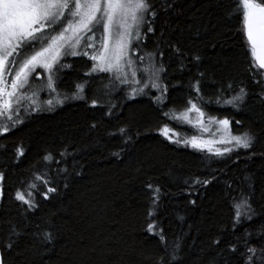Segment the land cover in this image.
<instances>
[{"label": "trees", "instance_id": "trees-1", "mask_svg": "<svg viewBox=\"0 0 264 264\" xmlns=\"http://www.w3.org/2000/svg\"><path fill=\"white\" fill-rule=\"evenodd\" d=\"M152 2L159 15L153 22L155 31L142 32L143 39L139 42L142 51H153L164 31L173 43L179 41L180 47L203 57L199 66L208 73V81L202 84L205 98L215 95V85L210 83L212 77L219 83L232 82L237 91L241 84L250 93L257 90L249 73L246 37L241 31L240 18L234 14L236 0ZM168 3L171 7L164 11ZM159 50L165 52V65H173L168 76L165 109L168 116L158 115L156 105L147 96L125 101L119 92L112 100L118 104L111 110L113 115L106 111L109 102L106 97L100 101L105 108H92L89 98L87 103L67 100L62 107L46 110V105L41 104L46 98L45 93L38 92L37 108L30 106L28 111L21 112L19 119L23 123L0 135V171L6 176L5 195L0 200V235L7 236L9 224L15 225L17 230H25L26 222L30 225L26 231H39L36 225L46 227L44 220L57 212L53 219L62 232L58 247L67 245L71 248L72 260L87 261L91 257L90 264H102L99 253L107 245L114 250L111 258L114 264H128L130 255L142 264H154L153 260H145L140 254L142 250L145 253L159 250L158 236L143 230L152 194L147 185L151 183L161 189L153 219L158 220L169 241L181 243L188 264H210L213 257L219 264H225V261L238 264L230 253L225 252L223 258L217 256L215 249L209 250L208 244L210 238L220 235L221 227L231 223V198H239L241 189L248 191L245 176L251 177L254 184L253 203L257 208L264 205V157L249 159L244 150L239 149L218 158L210 156L206 150L193 149L185 140H191L195 132L175 117L187 110L184 105L192 99L205 112V118L228 119L232 134L246 130L256 133L259 151L264 150V105L251 94L240 111L204 104L188 87L189 80L196 75L193 64H188L193 69L191 73H178L175 71L176 60L167 44ZM61 62L71 65L59 73L61 91L74 90L86 66L92 64L83 56H67ZM8 79L11 80V76ZM85 93L91 96L88 87ZM152 96L155 98L159 93L152 92ZM237 120L241 123L237 124ZM92 124L97 127L91 128ZM164 125L176 133L171 139L179 140L178 144L159 135V129ZM121 127L129 130L132 141L125 143L124 137L113 135ZM18 148L24 151L23 156H18ZM65 148L76 154L75 160L69 156L63 165L68 169L70 187L64 188L65 181L54 171L50 172V177L59 185V197L44 201L38 195L41 206L37 212H28L29 219L25 221L23 209L26 206L14 199L16 191L27 188L34 172L49 167L60 168L58 164L48 165L42 158L51 153L56 160H63L59 152ZM77 171L79 175H75ZM194 178L211 182L205 187L195 185L193 189L185 181ZM228 184L233 188L229 189ZM192 200L196 203L192 204ZM224 239L235 243L230 233L224 234ZM29 242V237H21L17 249L8 257L9 264H31L33 257L26 247ZM132 249L136 250L134 254ZM83 252L88 256H82Z\"/></svg>", "mask_w": 264, "mask_h": 264}, {"label": "snow or ice", "instance_id": "snow-or-ice-1", "mask_svg": "<svg viewBox=\"0 0 264 264\" xmlns=\"http://www.w3.org/2000/svg\"><path fill=\"white\" fill-rule=\"evenodd\" d=\"M170 7L171 4L168 3L164 11H168ZM234 14L240 18L241 31L246 37L250 55L249 73L253 83L257 85V90L250 93L246 86L241 84L237 91L232 82L219 83L212 77L210 83L215 85V95L205 98L202 94V84L208 81V73L200 69L203 57L198 52L192 53L187 48L180 47L179 41L173 43L164 31H161L153 51L141 50L139 42L143 39L142 32L153 33V22L159 15L152 0H0V118L6 121L0 122V135L23 123L19 119V107L25 100L35 107L33 102L38 97V92L43 91L48 94L41 101L42 105H46V110L56 106L62 107L67 100H83L87 103L89 98L92 108H105L100 101L106 97L109 98L106 111L113 115L111 110L118 107V104L112 103V100L115 99V93L119 92L121 99L125 101L147 96L156 105L158 115L168 116L169 113L165 110L168 100V76L169 68L173 65H165L163 61L165 52L159 49L164 44H167L176 60V72L191 73L193 69L189 68L188 64H193L196 75L189 80L188 87L190 92L195 91L200 96L204 104H216L240 111L247 105L251 94L264 105V0H236ZM148 17L152 19L149 20ZM97 32L100 33L99 37ZM67 56H83L92 61V64L86 66L74 90L61 91L58 84L59 73L65 68H71L67 62H61ZM37 68L48 74L46 82L39 85L33 83L34 80L40 79L39 76L33 75ZM9 76L11 80L8 79ZM86 87L91 92L90 97L85 93ZM25 89L31 94L28 95ZM152 92H158L159 96L153 98ZM188 105L190 107H187ZM184 107L187 110L175 119L189 121V113L195 112L196 123L203 124L205 112L197 103L188 99ZM27 110L26 107L25 111ZM210 121L221 126L222 134L219 139L200 140L193 136L191 140H185V143L190 144L193 149L203 150L207 147L209 155L218 158L239 149H243L249 159L264 157V150L256 149L259 142L256 133L246 130L232 134L228 119L216 121L215 118H210ZM236 123L241 121L237 120ZM96 127V124L91 125L93 129ZM117 134L125 138V143L133 139L129 130L123 127L118 133H113ZM159 135L172 143H179V140L171 139L176 133L167 125L159 129ZM214 144L226 147L213 148L211 145ZM17 153L18 156L24 155V151L19 148ZM75 155L69 153L67 148L59 152L63 160H56L51 153L44 155L42 159L48 165L58 164L61 167H49L44 171L34 172L32 182L27 184V188L16 191L14 199L26 206L23 209L25 221L29 219L26 215L28 212H37L41 206L38 195L44 201L59 197V185L55 178L50 177V172L54 171L65 181L64 188L70 187L67 182L68 169L63 165L69 156L75 160ZM115 155L119 156V153ZM79 174L78 171L75 172V175ZM5 179V172L0 171V200L5 195ZM244 181L247 182L248 191L241 189L239 198H231V223L221 227L220 235L216 238H210L208 248L210 251L215 249L217 256L221 258L225 252L232 254L238 264H264V205L257 208L253 203L255 188L251 177L245 176ZM210 182L208 179L199 178L185 181L193 189L195 185L205 187ZM147 187L152 190V194L149 197L143 230L158 236L159 250L148 253L142 250L140 254L145 260H153L154 264H188L182 254L181 243L178 240L169 241L158 220L153 219L156 215L155 209L159 205L161 189L151 183ZM228 188L232 189L233 185L228 184ZM190 202L196 203L195 200ZM57 214L53 212L44 220L46 227L37 224L39 231H26L30 227L27 222L24 224L25 230H17L15 225L9 224L7 236L0 235V264H9L8 257L17 249L21 237L25 236L29 237L30 241L26 247L33 257L31 264H90L91 257H88L87 261L72 260L71 248L67 245L58 247L62 232L53 219ZM257 218L258 222L253 226L252 222L257 221ZM241 228L242 232L238 231ZM226 233L234 237L235 243L224 239ZM68 239H71V236ZM254 239L255 244L252 243ZM135 252L136 250L132 249V253ZM114 254V250L105 245L99 253L102 264H114L111 259ZM81 255L88 256V253L83 252ZM128 264L142 262L130 255ZM210 264L219 262L213 257Z\"/></svg>", "mask_w": 264, "mask_h": 264}, {"label": "rangeland", "instance_id": "rangeland-1", "mask_svg": "<svg viewBox=\"0 0 264 264\" xmlns=\"http://www.w3.org/2000/svg\"><path fill=\"white\" fill-rule=\"evenodd\" d=\"M97 37H99L100 33L97 32L96 33ZM98 43H99V40H97ZM34 76H39L40 79L38 80L39 83L38 84H35V85H39L41 82H46V78H47V73L41 69V68H37L36 69V72L33 74ZM28 95L31 94V92L28 90V89H25L24 90ZM45 93V97H47V91H43ZM44 97V98H45ZM38 97L34 100V104H35V107L34 108H37L38 106ZM30 104L27 100H25L21 106L19 107V113L21 112H26L25 111V108H30ZM28 111V110H27ZM182 115V114H180ZM196 113L195 112H191L189 113V121H183V120H180L185 126L191 128L194 132H195V135L198 139L200 140H211V139H219L221 134H222V129H221V126L218 124V123H212L210 121V119L208 118H205V116L203 117V124H198L196 123ZM217 121V120H216ZM0 122H6V121H3V118H0ZM219 129V131H218ZM213 148H219V149H223V145H220V144H214V145H211ZM203 150H206L207 151V147H205Z\"/></svg>", "mask_w": 264, "mask_h": 264}]
</instances>
